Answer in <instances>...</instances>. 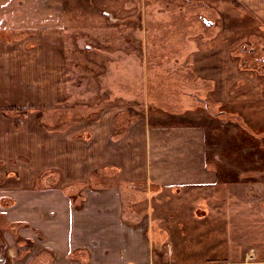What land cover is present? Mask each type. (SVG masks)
Instances as JSON below:
<instances>
[{"label": "crops", "instance_id": "crops-1", "mask_svg": "<svg viewBox=\"0 0 264 264\" xmlns=\"http://www.w3.org/2000/svg\"><path fill=\"white\" fill-rule=\"evenodd\" d=\"M240 1L264 22V0ZM105 15L122 30L125 17ZM63 34L54 27L0 39V264H158L162 244L186 220V203H168L186 191L208 195L216 256L177 264H264V184L236 181L232 164L251 159L218 157L215 137L194 120L154 127L141 119L117 130V106L102 101L81 112L68 103ZM153 194L170 197L163 217L145 202ZM176 217L183 225L171 233L163 221Z\"/></svg>", "mask_w": 264, "mask_h": 264}, {"label": "rangeland", "instance_id": "rangeland-1", "mask_svg": "<svg viewBox=\"0 0 264 264\" xmlns=\"http://www.w3.org/2000/svg\"><path fill=\"white\" fill-rule=\"evenodd\" d=\"M246 10L240 0H0V39L13 42L63 28L68 103L81 112L102 101L117 106V130L141 119L154 127L194 120L210 140L215 137L212 152L218 157L231 151L251 159L236 158L233 169L236 181L248 178L258 188L264 184V22ZM105 12L125 17L122 30L108 23ZM187 192L176 200L167 196L170 205L186 203L180 216L186 220L180 235L162 244L158 264L216 256L209 251L214 213L204 205L208 195ZM153 197L145 202L155 217L165 216L168 199ZM180 218L169 225L165 218L164 227L174 233L183 225ZM224 249L219 246L216 254Z\"/></svg>", "mask_w": 264, "mask_h": 264}, {"label": "water", "instance_id": "water-1", "mask_svg": "<svg viewBox=\"0 0 264 264\" xmlns=\"http://www.w3.org/2000/svg\"><path fill=\"white\" fill-rule=\"evenodd\" d=\"M0 259H1V260H0V263H1V262L4 260V258H3V257H0Z\"/></svg>", "mask_w": 264, "mask_h": 264}, {"label": "built area", "instance_id": "built-area-1", "mask_svg": "<svg viewBox=\"0 0 264 264\" xmlns=\"http://www.w3.org/2000/svg\"><path fill=\"white\" fill-rule=\"evenodd\" d=\"M0 257H3V255H0ZM4 258V257H3Z\"/></svg>", "mask_w": 264, "mask_h": 264}, {"label": "bare ground", "instance_id": "bare-ground-1", "mask_svg": "<svg viewBox=\"0 0 264 264\" xmlns=\"http://www.w3.org/2000/svg\"><path fill=\"white\" fill-rule=\"evenodd\" d=\"M1 260V259H0Z\"/></svg>", "mask_w": 264, "mask_h": 264}]
</instances>
